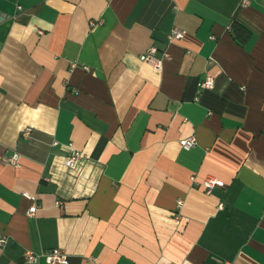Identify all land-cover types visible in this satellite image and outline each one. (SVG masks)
<instances>
[{"label": "crops", "instance_id": "1", "mask_svg": "<svg viewBox=\"0 0 264 264\" xmlns=\"http://www.w3.org/2000/svg\"><path fill=\"white\" fill-rule=\"evenodd\" d=\"M242 1L0 0V264H264V0Z\"/></svg>", "mask_w": 264, "mask_h": 264}, {"label": "built area", "instance_id": "2", "mask_svg": "<svg viewBox=\"0 0 264 264\" xmlns=\"http://www.w3.org/2000/svg\"><path fill=\"white\" fill-rule=\"evenodd\" d=\"M247 3H248L247 0L242 1L243 5H247ZM183 35H184V32L182 30H180L179 28H174L171 32L170 39L179 40L183 37ZM157 53H158L157 48L155 46H151L139 56V59L142 62L154 68L155 70L160 71L162 70L163 61L169 57V54L167 52H162V54L158 56ZM76 67H77V64L75 62L70 64V70H74ZM83 68L85 70H88V67H83ZM198 87H199V90L214 88L213 77L210 75H207L204 80L199 82ZM30 133H31V128H25L22 131V136L24 138H27L30 136ZM179 143L183 150H190L196 145V138L195 136H188L180 140ZM82 158H83V155L80 151L74 148H71L67 156V160H66L67 167L70 170H75L79 166ZM4 161H5V164L7 165L18 167L19 166V155L14 154L11 157L6 158ZM191 180L195 181L193 177H191ZM200 185L204 188L205 192L209 194L212 191V189H214L215 187H224L225 184L223 181L219 180L218 178L214 176H207L202 180ZM22 195L32 202L26 214L28 216H35L37 209L39 207L36 196L29 194V193H23ZM58 204H60V202H57V205ZM181 205H182V201L178 200L177 206L180 207ZM5 242H6L5 238L0 234V247H2L5 244ZM41 256L45 257L48 264H67L68 263L67 255L60 249H55L45 254H35L31 251L24 252V259L28 262H37V260Z\"/></svg>", "mask_w": 264, "mask_h": 264}]
</instances>
